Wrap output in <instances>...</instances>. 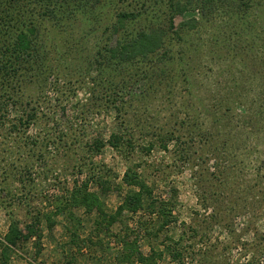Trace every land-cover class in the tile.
<instances>
[{"label":"rangeland","instance_id":"1","mask_svg":"<svg viewBox=\"0 0 264 264\" xmlns=\"http://www.w3.org/2000/svg\"><path fill=\"white\" fill-rule=\"evenodd\" d=\"M245 1L173 0L186 8L173 15L177 33L167 32L158 49L170 53L154 67L137 62L136 68L116 66L108 51L139 30L168 29L169 0L70 2L63 15L46 16L34 6L43 75L19 85L14 100L5 94L0 100V237L11 217L50 213L53 199L45 196L90 174H108L112 190L101 199L114 210L128 189L124 170L139 163L153 195L167 201L175 218L156 249L167 236L171 244L181 236L182 264H264V0ZM120 11L136 15L115 32ZM106 77L123 79L121 98L105 93ZM114 132L128 142L109 146ZM163 138L166 149L156 141ZM99 140L105 146L94 148ZM73 212L84 240L95 215ZM142 218L126 214L124 223L133 228ZM53 219L52 229L42 221L40 253L31 240L9 264L117 263L118 223L108 246H84L81 255L67 244L62 215ZM72 255L77 260L70 263ZM159 264L177 263L164 253Z\"/></svg>","mask_w":264,"mask_h":264},{"label":"trees","instance_id":"2","mask_svg":"<svg viewBox=\"0 0 264 264\" xmlns=\"http://www.w3.org/2000/svg\"><path fill=\"white\" fill-rule=\"evenodd\" d=\"M70 2H76L80 7L89 3L90 0H0V100L4 97V94L7 98L13 99V93L16 95V88L19 85L33 83L35 79L38 80L43 75L41 62L46 61V55L42 51L44 46L41 41H36L34 37L35 33L38 32L37 21L35 20L37 17L33 14L34 6L43 8L42 16H46V13L53 15L57 11L63 15L68 10L66 5ZM249 2L250 0H246L243 4L248 6ZM168 8L170 20L168 29L155 26L148 27L147 30H139L132 34L130 39H125L124 42L118 44V47L108 51L110 59L116 58L118 60L115 63L116 66L118 64L123 66L133 65L136 68L137 62H148L154 67L162 58L167 57L168 52L170 53L167 48H164L162 52L158 49L162 48L163 36L167 32L177 33V28L173 26L172 17L177 12H183L186 6L169 0ZM135 15L136 13L133 12L120 11L117 13L113 31H119L125 25L126 20L135 17ZM41 19L43 20V18ZM127 76H132V74ZM103 82L110 84L107 87L105 86V93L113 94L116 98L122 97V90L125 89L123 79L120 81L112 77H106ZM32 116L33 114H30V117ZM5 126L3 124V129ZM156 141L160 148H167V139L163 138ZM126 142H128L127 138L124 141L121 133L114 132L110 133L107 143L115 148L118 147L119 143L126 144ZM24 144L29 146L26 142ZM105 144V141L99 140L94 143L93 147L100 148ZM154 146L155 141L149 143L146 147L147 152L153 149ZM179 150L176 147L175 152L178 153ZM182 156L183 154L180 152V160ZM81 157L83 158V156ZM140 166L138 163V165H131L124 170L120 179L128 189L125 193L120 194L121 201L114 210L109 209L101 199L103 195L112 190V187L108 174L100 172L99 174L87 175L81 181L74 179L71 187L67 186L68 184L59 186V193L45 196V199H53V210L50 213L41 214L38 212L23 220L11 217L6 233L3 237H0V264H9V260L16 253L17 247L20 248L21 245L23 246L31 240H33L32 244L36 249V254H39L42 246V221L45 222L47 229H52L55 225L53 216L58 214L62 215L66 223L65 229L69 233L67 244L68 246H76L78 249L77 254L82 255L81 251L84 246L87 248L97 245L100 247L102 245L106 246L108 242L105 243V239L108 238L107 236H111L112 226L118 223L123 234L120 236L115 234L117 239L115 242L118 245L117 251L114 252V255L116 254V264H159L164 253L169 254L177 264H182L183 252L180 249L181 247H178L183 240L181 236L177 240H172L173 244L169 239V242H166L167 236L158 244L161 245L159 250L153 244H157L156 240L160 232L167 226L169 227L172 222H175V218L167 201L160 200L153 195L152 187L147 182L148 175L143 173ZM80 167L81 165L78 166V173L85 175ZM19 180L24 181L21 178ZM21 196L23 199H32V197L23 196V194ZM38 199H41L40 195ZM77 208H83L86 214L94 213L95 215L91 231L86 239H80V241L77 234L80 219L73 212ZM138 212L143 215V218L146 217L147 219H138L136 227L126 226L124 216ZM195 233L197 234L198 231H193V235L189 236L190 240L194 238ZM142 239L146 240L149 246L148 254L143 253L140 248ZM62 249L63 246L60 248L61 252H63ZM67 260L73 263L77 260V257L72 255Z\"/></svg>","mask_w":264,"mask_h":264}]
</instances>
